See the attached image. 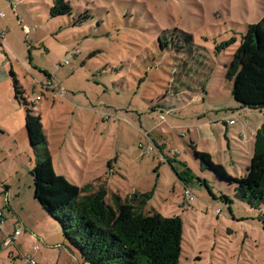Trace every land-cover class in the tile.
Returning <instances> with one entry per match:
<instances>
[{
  "label": "rangeland",
  "instance_id": "rangeland-1",
  "mask_svg": "<svg viewBox=\"0 0 264 264\" xmlns=\"http://www.w3.org/2000/svg\"><path fill=\"white\" fill-rule=\"evenodd\" d=\"M66 1L72 13L53 16L55 0H0V264L81 257L35 198L27 107L12 71L42 117L57 175L105 187L113 206L116 195L150 193L145 213L182 218L179 264H264V203L238 197L192 148L235 177L247 172L264 108L241 107L226 66L264 0Z\"/></svg>",
  "mask_w": 264,
  "mask_h": 264
},
{
  "label": "trees",
  "instance_id": "trees-1",
  "mask_svg": "<svg viewBox=\"0 0 264 264\" xmlns=\"http://www.w3.org/2000/svg\"><path fill=\"white\" fill-rule=\"evenodd\" d=\"M72 9L69 1L55 0L51 14H71ZM88 16L85 14L79 20ZM226 69V77L234 83L233 95L241 107L264 108V16L247 25ZM11 74L16 98L21 95L27 107L26 129L36 157L31 170L35 198L46 214L60 223L68 248L78 251L91 264H179L182 218L145 213L150 193L137 192L125 199L116 195L113 206L106 200L105 187L90 191L91 185L80 187L57 175L43 133L42 117L29 106L16 74ZM192 148L203 167L236 184L238 197L252 206L264 203V127L255 134L254 152L246 174L241 177L231 175L209 152L199 151L194 144ZM191 171L186 168L181 177H191Z\"/></svg>",
  "mask_w": 264,
  "mask_h": 264
},
{
  "label": "built area",
  "instance_id": "built-area-1",
  "mask_svg": "<svg viewBox=\"0 0 264 264\" xmlns=\"http://www.w3.org/2000/svg\"><path fill=\"white\" fill-rule=\"evenodd\" d=\"M0 16H5V13L4 12H0ZM78 53H79L78 51L73 52V54H71V56L77 55ZM65 63L68 64L69 63V59H67L65 61ZM233 122H234L233 120L230 121V123H233ZM147 150L148 151L153 150V147L149 145ZM185 198H186L187 201H191V200L194 199V197H193V195H192V193H191V191L189 189L185 190ZM2 223H3V211L0 210V229H2ZM22 233H23L22 230L16 229L14 233L7 234L6 238H5L4 242H3V246L4 247H8V246L13 245V243L16 242V240L18 239V237L21 236ZM34 248H37V246H35ZM27 260L31 264H37L36 260H34L31 256H27Z\"/></svg>",
  "mask_w": 264,
  "mask_h": 264
},
{
  "label": "crops",
  "instance_id": "crops-1",
  "mask_svg": "<svg viewBox=\"0 0 264 264\" xmlns=\"http://www.w3.org/2000/svg\"><path fill=\"white\" fill-rule=\"evenodd\" d=\"M6 15V14H5ZM0 17H4V16H0ZM0 37L2 38V39H4L5 40V38H7L6 37V34H5V32L4 31H2V32H0ZM44 86V85H43ZM34 153V152H33ZM65 246H66V249L70 252V253H72L74 256H76V254H75V252L73 251V250H71V249H69L68 248V246L65 244ZM78 259H79V263L80 264H84L85 262H84V260H83V258L82 257H80V256H76Z\"/></svg>",
  "mask_w": 264,
  "mask_h": 264
}]
</instances>
